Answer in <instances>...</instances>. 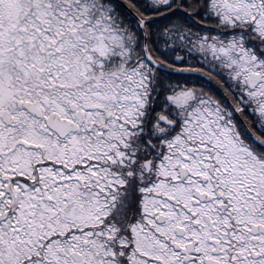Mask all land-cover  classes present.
Listing matches in <instances>:
<instances>
[{
    "label": "snow or ice",
    "instance_id": "snow-or-ice-1",
    "mask_svg": "<svg viewBox=\"0 0 264 264\" xmlns=\"http://www.w3.org/2000/svg\"><path fill=\"white\" fill-rule=\"evenodd\" d=\"M0 264H264V0H0Z\"/></svg>",
    "mask_w": 264,
    "mask_h": 264
}]
</instances>
